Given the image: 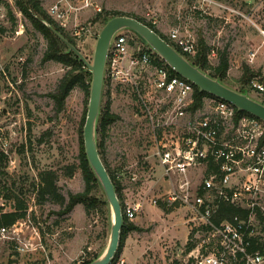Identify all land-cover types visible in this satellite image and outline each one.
Listing matches in <instances>:
<instances>
[{
	"label": "rangeland",
	"instance_id": "1",
	"mask_svg": "<svg viewBox=\"0 0 264 264\" xmlns=\"http://www.w3.org/2000/svg\"><path fill=\"white\" fill-rule=\"evenodd\" d=\"M41 1L47 10L55 0ZM64 2L73 9L72 22L77 19L88 28L81 36L66 31L90 61L104 25L97 16L105 10L148 22L156 19L155 26L168 38L174 27L193 33L197 44L204 38L211 48L212 65L218 64L220 53L227 56L226 80L235 89L243 85L244 65L251 67L250 52L264 53L260 29H264V0H93L101 11L84 6V0ZM130 34L131 51L150 48L138 33ZM46 49V38L15 0H0V212L15 210L18 199L27 206L26 215L0 233V264H81L100 253L108 241L110 208L107 201L102 203L106 196L100 183L92 191L99 205L90 210L78 203L63 213L65 202L38 197L40 173L45 170L56 171L66 201L69 193L86 188L79 155L87 96L76 86L63 108L57 109L51 94L66 67L45 60ZM259 57L251 68L262 76L264 55ZM139 70H134L131 81H110L107 86L111 111L119 118L108 127L104 159L122 184L125 207L139 205L130 219L138 229L127 233L115 264H182L179 251L192 232L187 222L191 214L185 206L166 202L172 186L162 174L155 134L140 110L142 102L134 86L136 78L142 89L149 88L152 73ZM246 86L251 96L264 99ZM208 109L204 104L201 111ZM69 167H73L70 176Z\"/></svg>",
	"mask_w": 264,
	"mask_h": 264
},
{
	"label": "built area",
	"instance_id": "2",
	"mask_svg": "<svg viewBox=\"0 0 264 264\" xmlns=\"http://www.w3.org/2000/svg\"><path fill=\"white\" fill-rule=\"evenodd\" d=\"M84 2L102 10L93 0ZM67 5L55 0L47 12L71 35L81 36L88 28L77 19L72 22L73 9ZM130 33L122 31L113 39L107 76L122 83L132 80L136 68L152 73L149 88L142 89L136 78L134 86L155 134L162 174L172 186L166 202L185 206L191 214L192 232L179 251L182 264H264V120L238 115L235 105L218 97L204 99L202 106L210 107L206 113L202 106L192 110L194 84L172 74L166 64H154L153 49L131 51ZM169 39L180 52L197 51L193 33L174 27ZM256 54L250 52V63ZM249 86L264 97V76H253ZM138 209L129 205L125 213L133 219ZM8 230L1 227L0 233Z\"/></svg>",
	"mask_w": 264,
	"mask_h": 264
},
{
	"label": "trees",
	"instance_id": "3",
	"mask_svg": "<svg viewBox=\"0 0 264 264\" xmlns=\"http://www.w3.org/2000/svg\"><path fill=\"white\" fill-rule=\"evenodd\" d=\"M16 5L18 8L26 15L34 25V27L39 30L47 41V49L44 53L45 60H54L56 62L61 63L64 67H66V71L64 75L61 77L57 89L51 94L52 98L55 100L57 109L60 110L63 108L65 100L70 92L76 87L80 86L87 96V105L90 97V90H91V81H92V74L86 68L82 60L72 51L68 50L67 45L58 38L54 32L44 24L41 19H45L50 22L58 31H60L66 38H68L72 43L76 45V42L68 34V32L59 25L57 21H55L47 12V10L43 7L41 0H15ZM115 15H128L123 12L114 10L109 11L105 10L104 12H99L97 19H100L104 24L105 21ZM133 17L138 18L140 21L148 24L152 27L156 32H158L164 39L174 45L179 51L181 48L177 46L173 41L169 40L165 34H163L159 29L152 23L145 21L139 16L132 15ZM67 49V50H65ZM182 53L195 65L200 66V68L207 73H209L213 77H219L220 80L229 85L227 78V71L229 68V61L225 53L219 54V62L216 65H212L209 60V54L211 53V48L204 40V38H200L198 40L197 51L194 55L187 54L182 51ZM154 64L160 66L162 64H166L170 69L172 74L178 75L159 55L154 53ZM259 73L252 70L249 65H244L243 73L240 78V81L243 85L238 89L243 91L247 89L246 85H249V80ZM182 77V76H180ZM110 84V80L107 76V70L105 73V81L103 87V95H102V104H101V112L99 115L98 120V129H97V139H98V149L101 155V158L115 184L116 191L118 197L122 204V210L124 214V223L121 231L120 236V243L118 250L109 264H115L122 248L125 243V238L127 237V233L131 230L138 229V226L133 223L125 213V205L122 199V184L117 177V174L113 172L109 166L107 165L104 159V145H105V136L107 134L108 127L113 123L116 119H118V115L111 111L110 101H109V89L107 86ZM208 97H216L209 92L201 91L198 86L194 84V103L191 106L192 110L201 107L204 103V99ZM88 107V106H87ZM238 115L242 114H249L252 115L244 110H240L237 108ZM87 114V108L85 110V114L83 117V126L85 123ZM83 126L81 127V139H82V147L81 153L79 155L80 158V168L83 173L86 188L83 192L78 193H69L68 199L66 201L65 196L59 191L57 180L58 174L54 170H45L40 173L41 183L39 185L38 197L42 200H46L48 198L54 199L62 204H64V208L62 210L63 213H67L71 211L74 206L78 203H84L87 210L91 208H95L99 205L95 196L92 194L93 187L99 184V181L87 159L85 147H84V137H83ZM73 174V167H69L68 175ZM100 185V184H99ZM103 204L106 205V200H102ZM108 205V203H107ZM27 206L24 201L18 199V204L16 209L13 211H6L0 212V228L6 227L9 228L13 224H15L20 218H23L26 215ZM99 253L93 254L89 259L84 260L81 264H88L91 260H93ZM177 264V262H176Z\"/></svg>",
	"mask_w": 264,
	"mask_h": 264
},
{
	"label": "water",
	"instance_id": "4",
	"mask_svg": "<svg viewBox=\"0 0 264 264\" xmlns=\"http://www.w3.org/2000/svg\"><path fill=\"white\" fill-rule=\"evenodd\" d=\"M41 21L67 45L69 51L74 52L82 60L92 74L90 97L83 127L84 147L87 159L104 190L106 201L110 208V229L106 246L88 264H109L119 247L124 214L115 184L99 153L97 129L101 112L107 56L116 35L125 30L138 33L147 45L177 74L198 86L201 91H206L218 98H222L235 105L238 109L244 110L262 120H264V102L251 96L248 89L240 91L222 82L219 77L211 76L202 70L200 66L193 64L152 27L136 17L115 15L107 19L98 34L91 61L50 22L45 19H41Z\"/></svg>",
	"mask_w": 264,
	"mask_h": 264
},
{
	"label": "crops",
	"instance_id": "5",
	"mask_svg": "<svg viewBox=\"0 0 264 264\" xmlns=\"http://www.w3.org/2000/svg\"><path fill=\"white\" fill-rule=\"evenodd\" d=\"M260 29H262V28H260ZM261 50H262V49H261ZM261 50L259 51V49H256L257 54H256V57H255V61H254L253 63H250L251 67H252V64H255L256 61H257V59L260 58L259 56L264 55V53L261 52ZM248 61H249V60H248ZM252 69H253V68H252ZM261 75L264 76V72H263V74L261 73Z\"/></svg>",
	"mask_w": 264,
	"mask_h": 264
}]
</instances>
